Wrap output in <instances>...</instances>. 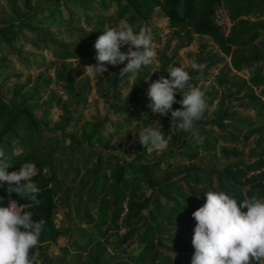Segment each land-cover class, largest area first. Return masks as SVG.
<instances>
[{"label": "rangeland", "instance_id": "1", "mask_svg": "<svg viewBox=\"0 0 264 264\" xmlns=\"http://www.w3.org/2000/svg\"><path fill=\"white\" fill-rule=\"evenodd\" d=\"M250 1L219 0L214 9V19L225 35L232 31L249 33L259 27L260 35L252 45L242 49L235 45L232 47L235 52L242 51L247 56L261 55L251 66L243 63L239 69L234 68L231 54L221 51L211 37L204 33H194L191 43L184 45L183 40H179L167 26L168 20L162 10L156 7L147 20L135 17L134 24H131L136 31H139V25L141 28L150 27L153 34H157L154 35L157 53L155 60L143 67L135 77L130 73L119 77L127 61L118 66L107 65L108 70L104 73H93L86 66L96 63V53L90 57L63 59L60 55H52L50 50L55 46L52 40H59L63 47L95 50L94 44L106 26L129 24L131 9L118 7L116 0H102L98 3L89 0H0V93L5 100H10L14 84L26 82L18 92L17 100L30 102L36 98L32 86L35 83L39 86L41 95L33 109L41 122L40 131L44 138L37 139L38 147L42 144H48L49 147L51 141L58 140L64 145L73 141L83 153L89 151L96 155L115 152L128 167L157 157L162 159V164L169 161L185 162L184 147L188 142L198 145L196 164L201 168H221L235 158H249L257 135V132L251 130L264 124V108L255 111L236 104L250 98V93L259 95L264 101V0L262 9L256 7L249 14L236 18L232 15L238 6ZM83 7L102 9L110 16L109 20L104 21V27L90 39H81L82 30H91V24L82 16ZM31 14L49 17L46 22L36 24L37 30L30 35L26 28L18 30V26L23 25L26 17ZM36 44L48 46L49 50L45 51L44 57ZM127 50L128 46H122L121 51ZM193 57L204 66L202 73L191 69ZM170 66H183L193 78L190 84L206 90L209 108L192 132L172 127L171 113L158 116L147 107L150 103L147 96L149 84L161 76L168 77ZM76 72L72 88L58 77ZM257 77H260V83L254 81ZM46 79L49 80L47 84ZM176 99L182 100L183 96L177 93ZM181 107V104L176 103L173 110ZM223 109H227L231 115L248 119L239 125L241 130L236 141L226 138L235 134L236 123L230 119H218ZM69 115L72 118L78 117V120H70ZM165 120L170 125L160 130L167 134L166 143L158 148L139 151L140 156L134 153L133 147L139 142L137 134L151 123L159 121L161 124ZM65 121H68L67 125ZM96 124L99 125L98 133L96 131L89 138L87 134L93 132ZM206 133L217 136L214 149L204 145ZM5 136L12 138L16 149V139L10 134ZM224 148L230 152H224ZM233 148L237 152H233L236 150ZM68 150L59 145L56 152L70 163V159L76 157L78 152ZM54 198L56 207L53 218L61 233L56 240L40 242L37 249H33V252H39L36 264H93L94 260L100 262L109 257L113 258L112 264H150L153 248H144L135 242L147 220H142L125 239L122 238L124 222L120 219V235H112L105 242L102 234L109 221L107 211L102 214L93 211L94 219L91 223H78L76 197L71 198L70 207L61 203L60 192H55ZM195 226L196 221H193L184 226L183 231L176 227L158 231L157 235L163 239L157 241V246L164 252L174 253V250L169 249V237L183 235L194 230ZM103 245H106V251L100 256V247ZM121 248H128L129 253H120ZM187 248L194 252L192 240Z\"/></svg>", "mask_w": 264, "mask_h": 264}, {"label": "trees", "instance_id": "2", "mask_svg": "<svg viewBox=\"0 0 264 264\" xmlns=\"http://www.w3.org/2000/svg\"><path fill=\"white\" fill-rule=\"evenodd\" d=\"M218 2L219 0H116L118 7L132 10L129 24H134L135 17L147 20L153 10L159 7L167 17V26L179 40H183L184 45L191 43L194 33H204L211 37L221 51L231 54L234 68L239 69L243 63L251 66L254 61L261 58V55L247 56L241 53L242 51L235 52L232 47L235 45L242 49L252 45L260 35L259 27L249 33L232 31L229 35H225L214 19V9ZM261 6L262 0L259 2L252 0L238 6L232 16L236 18L249 14L256 7L262 9ZM82 9V15L92 24V32L82 30L81 39L82 37L89 39L100 31L103 17L106 15L98 12L90 13L84 7ZM42 19L41 16L31 14L26 17L23 25L19 24L18 29L27 27L30 31H34L37 28L36 24L41 23ZM137 27L141 29V26ZM52 41L55 43L52 53L60 55L63 59L89 57L96 52L85 48L63 47L59 40ZM76 75L77 72L67 76L58 75V77L72 88ZM254 79L256 83H260V77ZM47 82L48 79L45 80V84ZM25 84L26 82L14 84L10 100H5L0 93V146L9 153H15L14 167L9 171L18 170L24 162L36 164L37 175L33 177V181L40 189L37 197L40 204L34 205L27 197L22 199L15 193L12 194L11 199L17 200L25 211H32L33 220L42 223L40 242L56 240L61 233L53 218L56 207L54 193L58 191L61 193V203L67 207H70L71 198L76 197L79 208L76 214L78 223H91L94 219L93 211L101 214L107 211L109 221L102 234L105 242H108L112 235H120V219L124 222L125 232L122 238L125 239L145 219L147 222L135 242L142 244L144 248H153L150 264H191L194 252L189 251L187 247L193 238L194 230L169 237L171 241L169 249L174 250V253L164 252L157 246V241L163 239L157 235V232L171 227L183 231L184 226L195 221L192 213L206 202L204 194L209 190L225 191L239 200L252 196L264 197V124L251 130L253 133L257 132V135L250 149V157H238L227 161L221 168L199 167L196 164L199 147L195 142L194 145H191V142L185 144V162L169 161L162 164V159L157 157L128 167L115 152L96 153V155L89 151L83 153L73 141L67 145L60 144L58 140L51 141L49 147L48 144L38 147L37 139L41 140L44 137L40 131L41 122L33 107L41 94L39 86L35 83L36 85L32 86L36 95L35 100L18 101V92ZM239 89L236 91L239 92ZM236 105L259 111L264 108V101L259 95L250 93V98L241 100ZM68 117L73 121L78 120V117L72 118L71 115ZM218 119H230L236 123L235 134L225 136L232 142L239 138L241 130L239 125L248 121L245 116L229 114L227 109H223ZM67 123L68 121H65V125ZM160 125L161 129H167L170 124L165 120ZM98 130L99 125L96 124L93 132L87 134L88 137L95 135L96 131L98 133ZM162 133L167 137L166 132ZM7 134L16 139L18 143L16 149L13 147L12 138L5 136ZM203 141L205 146L214 149L217 136L206 133ZM59 145H63L65 150L69 149L68 152L70 150L78 152L76 157L70 159V163L57 154ZM148 148L138 142L132 151L139 153L140 156V152ZM228 151L230 152L224 148V152ZM232 151L237 152V149ZM5 187H0V197L4 198V201H0V205H6L9 199ZM105 246L100 247V256L106 251ZM119 250L123 254L129 253L128 248ZM112 260L113 258L110 257L100 262L94 260L93 264H112Z\"/></svg>", "mask_w": 264, "mask_h": 264}, {"label": "clouds", "instance_id": "3", "mask_svg": "<svg viewBox=\"0 0 264 264\" xmlns=\"http://www.w3.org/2000/svg\"><path fill=\"white\" fill-rule=\"evenodd\" d=\"M122 46H128V50L121 51ZM94 48L96 63L86 69L104 73L107 65L118 66L127 61L119 77L129 73L137 76L157 55L152 29L142 27L136 31L131 24L106 26ZM203 68L193 57L191 69L202 73ZM167 72L168 77L161 76L149 84L147 107L158 116L171 113L172 127L192 132L209 108L206 90L190 84L193 78L183 66H170ZM177 93L183 96L182 100L176 99ZM176 103L182 107L173 110ZM161 127L157 121L142 129L137 134L139 142L145 148L164 145L166 137ZM14 157V152L0 146V187L6 186L9 196L7 204L0 205V264H36L39 252L33 249L40 242L43 225L34 221V213L25 211L11 196L15 193L22 199L27 197L34 205L40 204L37 198L40 189L33 181L37 167L34 162H24L18 170L9 171L14 167ZM204 196L206 202L192 213L196 226L191 264H264V197L239 200L225 191L212 190ZM0 201L4 198L0 197Z\"/></svg>", "mask_w": 264, "mask_h": 264}, {"label": "crops", "instance_id": "4", "mask_svg": "<svg viewBox=\"0 0 264 264\" xmlns=\"http://www.w3.org/2000/svg\"><path fill=\"white\" fill-rule=\"evenodd\" d=\"M73 1V0H72ZM89 1H91V2H94V1H96L97 3H98V1H102V0H89ZM85 8V7H84ZM83 10V9H82ZM85 10L86 11H88V12H90V13H94V12H98V13H102V14H104V15H106V17H103V23H102V27H104V21H106V20H109V18H110V16L107 14V13H105V12H103L102 11V9H97V8H92V9H87V8H85ZM83 16V15H82ZM43 17V19H42V21H41V23L42 22H46V20H48L47 18L49 17V16H41V18ZM84 17V16H83ZM87 22V21H86ZM88 23V22H87ZM91 24V23H90ZM24 28H26V30H27V32L28 33H30V35H31V33L32 34H34L35 33V31L37 30V28L34 30V31H30L27 27H21L20 29H18V30H21V29H24ZM87 31V30H86ZM89 31H91L92 32V24H91V30H89ZM88 31V32H89ZM92 35H93V33H92ZM94 37H95V35H93ZM91 38H93V37H91ZM90 39V38H89ZM36 46H37V49L38 50H40V51H42V56L44 57V55H45V51L46 50H49V49H47V45L46 44H41V45H37L36 44ZM51 51V53H52V49L50 50ZM91 51H96V50H91ZM96 53V52H95ZM94 53V54H95ZM93 54V55H94ZM52 55H53V53H52ZM92 56V55H91ZM90 57V56H89ZM68 124V123H67ZM66 124V125H67Z\"/></svg>", "mask_w": 264, "mask_h": 264}]
</instances>
